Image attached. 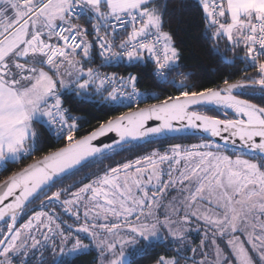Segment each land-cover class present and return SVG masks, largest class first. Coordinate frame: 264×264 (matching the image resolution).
<instances>
[{
  "label": "snow or ice",
  "instance_id": "1",
  "mask_svg": "<svg viewBox=\"0 0 264 264\" xmlns=\"http://www.w3.org/2000/svg\"><path fill=\"white\" fill-rule=\"evenodd\" d=\"M196 4L240 79L183 70L157 0H0V264H264V0Z\"/></svg>",
  "mask_w": 264,
  "mask_h": 264
},
{
  "label": "trees",
  "instance_id": "2",
  "mask_svg": "<svg viewBox=\"0 0 264 264\" xmlns=\"http://www.w3.org/2000/svg\"><path fill=\"white\" fill-rule=\"evenodd\" d=\"M157 4L161 7L167 5V13L165 15L164 30L173 34L176 46L181 50V56L184 65L183 70H191L195 77L198 78L200 83L212 86L211 81L219 82L222 76L229 73H236L233 79H240L242 76V69L245 67L243 64L237 63L235 66L231 64L219 63V58L212 54L211 44L204 39L205 25L202 22V10L197 6L196 0H157ZM221 51L224 49V41L219 42ZM231 58L232 53H229ZM240 55H243L240 53ZM106 72H120L127 74L124 67H107L103 69ZM128 71L136 72V69H128ZM81 111L77 114L85 116L91 123L84 125V131L87 132L92 127L96 126V117L99 120H107L113 115H119V112L107 113L98 111L91 104L77 105ZM184 144H191L195 140L181 141ZM157 147H160L157 145ZM160 147V150H164ZM129 153H123V157H127ZM121 159V157H117ZM30 162V161H26ZM22 165H16L20 167ZM8 173L0 174V179H3ZM163 251V249H158ZM96 259V252L92 251L87 256H82L78 259L77 264H92ZM146 264H151V261H146Z\"/></svg>",
  "mask_w": 264,
  "mask_h": 264
},
{
  "label": "flooded vegetation",
  "instance_id": "3",
  "mask_svg": "<svg viewBox=\"0 0 264 264\" xmlns=\"http://www.w3.org/2000/svg\"><path fill=\"white\" fill-rule=\"evenodd\" d=\"M87 242V241H86ZM47 255V254H46ZM39 259V253H37V260ZM49 259H50V257H49Z\"/></svg>",
  "mask_w": 264,
  "mask_h": 264
},
{
  "label": "rangeland",
  "instance_id": "4",
  "mask_svg": "<svg viewBox=\"0 0 264 264\" xmlns=\"http://www.w3.org/2000/svg\"><path fill=\"white\" fill-rule=\"evenodd\" d=\"M161 151H163V150H161ZM86 242V241H85ZM96 256H97V254H96Z\"/></svg>",
  "mask_w": 264,
  "mask_h": 264
},
{
  "label": "crops",
  "instance_id": "5",
  "mask_svg": "<svg viewBox=\"0 0 264 264\" xmlns=\"http://www.w3.org/2000/svg\"><path fill=\"white\" fill-rule=\"evenodd\" d=\"M241 54H243V53L241 52Z\"/></svg>",
  "mask_w": 264,
  "mask_h": 264
},
{
  "label": "built area",
  "instance_id": "6",
  "mask_svg": "<svg viewBox=\"0 0 264 264\" xmlns=\"http://www.w3.org/2000/svg\"><path fill=\"white\" fill-rule=\"evenodd\" d=\"M104 71V70H103Z\"/></svg>",
  "mask_w": 264,
  "mask_h": 264
}]
</instances>
